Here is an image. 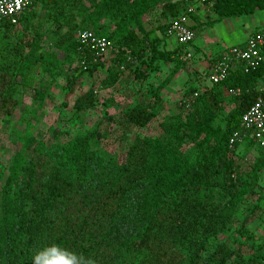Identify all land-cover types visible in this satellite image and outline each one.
<instances>
[{"label": "trees", "instance_id": "16d2710c", "mask_svg": "<svg viewBox=\"0 0 264 264\" xmlns=\"http://www.w3.org/2000/svg\"><path fill=\"white\" fill-rule=\"evenodd\" d=\"M83 1L89 3L85 26L75 15ZM38 4L50 8L60 23L52 46L78 57L76 71L93 77L106 70L99 89L114 87L125 70L133 68L135 79L143 81L159 69L160 60L181 63L186 45L162 49L163 37L154 31L141 34L133 24L158 4L163 16L174 19L186 7L182 0H32L25 14H33ZM211 7L217 14L209 23L214 25L264 10V0H216ZM170 23L160 26L166 37ZM12 27L8 19L0 23V116L12 115L17 105L16 79L24 60L60 68L54 53L37 52L41 36L17 41ZM81 29L109 40L115 50L109 62L106 54L81 44ZM177 69L158 85L153 100L126 110L130 124L143 128L156 118L160 92ZM74 77L67 76L70 84L77 81ZM263 85L260 66L248 72L234 69L218 83L193 86L184 94L199 90L191 103L181 102L180 114L159 120L163 137L138 133L123 155L114 150L106 157L94 146L92 128L67 140L27 138L5 180L0 162V264H33L34 252L51 244L95 264H264V241L247 226L261 207L256 185L264 150L258 149L262 155L247 171L236 155L241 146L256 148L255 141L229 146L244 111L264 96ZM96 93L91 86L75 100V110L92 107ZM228 100L234 105L222 126L216 119ZM251 194H258L256 202L248 200ZM238 219L245 222L229 244L223 236Z\"/></svg>", "mask_w": 264, "mask_h": 264}, {"label": "rangeland", "instance_id": "374dc122", "mask_svg": "<svg viewBox=\"0 0 264 264\" xmlns=\"http://www.w3.org/2000/svg\"><path fill=\"white\" fill-rule=\"evenodd\" d=\"M88 5V2L83 1L75 10L76 20L81 26L86 24L85 10ZM32 11L33 14H24L18 25L11 28L12 37L18 41L41 36L40 49L37 52L54 53L60 62V68L50 64L36 63L33 60L22 62L16 79L17 105L12 115L0 116V162L4 166L3 180L7 176V168L15 152L27 138L42 139L46 142L57 139L67 140L81 130L92 128L96 133L94 146L108 157L114 150L123 155L138 133L163 137V131L158 124L159 120L171 114H180L179 106L185 92L193 86H199L202 77L205 83L210 84L205 74L216 58L230 45L242 42L249 29L248 24L246 26L241 24L232 32L233 23H226L225 20L217 26L215 25L222 20L211 26L209 23L217 18V14L212 11V7H207L201 18H194L197 23L196 38L186 45L191 56L186 57L184 52L179 58L181 60L179 65L176 64L177 61L160 60L159 69L152 70L143 81L135 79L133 68L125 70L114 87L99 89V82L106 74V70L101 68L93 77L76 71L80 66L78 57L52 46L60 23L50 15L51 9L38 4L33 6ZM161 11V6L156 5L150 12L137 19L133 26L141 34L154 31L155 35L163 37L160 47L173 50L177 47L176 40L166 37L160 29V26L168 21L171 22L173 18L163 16ZM240 17H231V20H237ZM65 31L66 28L63 27L62 33ZM45 36L48 37L47 41L43 39ZM114 55L115 50L111 48L105 58L109 62ZM176 65L178 66L176 73L160 92L161 104L158 106L156 118L143 128L130 124L126 119V110L137 102L153 100L152 94L158 85L176 69ZM71 75L78 79L70 84L67 76ZM93 85L97 90L94 105L82 111L75 110L73 106L75 100ZM233 105L231 101H226L225 109L216 119L217 124L225 126L227 112ZM261 155L262 152L256 148L241 146L236 157L243 168L249 171ZM256 186L262 196L260 205L264 208V167L258 173ZM257 197L258 194H251L248 200L256 202ZM261 207L257 211V216L246 220L247 226L256 233L260 242L264 241V209ZM238 220L230 224V232L223 236L229 244L234 243L235 230L245 222ZM243 249L248 253L246 246H243Z\"/></svg>", "mask_w": 264, "mask_h": 264}, {"label": "built area", "instance_id": "2783aa9c", "mask_svg": "<svg viewBox=\"0 0 264 264\" xmlns=\"http://www.w3.org/2000/svg\"><path fill=\"white\" fill-rule=\"evenodd\" d=\"M185 9L175 17L167 28V36L176 40L177 44L187 45L195 40L196 30L192 28L190 20L200 5L212 6L216 0H182ZM32 0H0V23L8 19L13 26L18 25L20 17L27 11ZM81 44L94 50L97 55L106 54L112 47L104 36L97 35L92 29H81L77 32ZM186 52V51H185ZM186 57L191 56L186 52ZM264 67V31L251 35L244 43L230 46L212 68L205 74L210 84L205 83L204 77L200 85L218 83L234 69L245 72ZM206 78V77H205ZM264 90V85L261 87ZM233 92V91H232ZM239 93V90L234 93ZM199 90L183 99L182 103L189 105ZM253 139L257 149L264 150V96H259L242 114L240 127L233 131L229 138V146L235 148L246 139Z\"/></svg>", "mask_w": 264, "mask_h": 264}, {"label": "clouds", "instance_id": "9594fccd", "mask_svg": "<svg viewBox=\"0 0 264 264\" xmlns=\"http://www.w3.org/2000/svg\"><path fill=\"white\" fill-rule=\"evenodd\" d=\"M33 264H95L92 258H85L71 249L51 244L33 254Z\"/></svg>", "mask_w": 264, "mask_h": 264}, {"label": "crops", "instance_id": "0c3cea01", "mask_svg": "<svg viewBox=\"0 0 264 264\" xmlns=\"http://www.w3.org/2000/svg\"><path fill=\"white\" fill-rule=\"evenodd\" d=\"M207 7H211V6H204V5H200V6H198L197 7V12L194 14V15H192V17H191V20H190V24L191 25H195L196 26V22H195V20H194V18H196V19H199V18H201L202 16H203V13L205 12V9L207 8ZM25 14V13H24ZM23 14V15H24ZM22 15V16H23ZM21 16V17H22ZM20 17V18H21ZM225 20V22L226 23H228V22H232L233 23V29L231 30L232 32L234 31V29L236 30V27H238L239 25H245L246 26V24H248V32L246 33V37H245V39L242 41V42H239L238 44H242V43H244L251 35H253L254 33H256V32H258V31H264V10H257L255 13H253V14H250V15H244V17H240L239 19H237V20H231V17H230V19L229 18H226V19H223L220 23H217L215 26H217L218 24H221L223 21ZM237 24H236V23ZM235 24V25H234ZM211 26H213V25H211ZM177 44V43H176ZM230 46H232V45H230ZM229 46V47H230ZM228 47V48H229ZM227 48V49H228ZM227 49H225V51L227 50ZM185 51L187 52V53H190L189 51H188V49L187 48H185ZM224 51V52H225ZM223 52V53H224ZM222 53V54H223ZM221 56V55H220ZM219 56V57H220ZM218 57V58H219ZM218 58H216V60L214 61V63L218 60ZM213 63V64H214ZM213 64H212V66H213ZM212 66H211V68H212ZM210 68V69H211Z\"/></svg>", "mask_w": 264, "mask_h": 264}]
</instances>
